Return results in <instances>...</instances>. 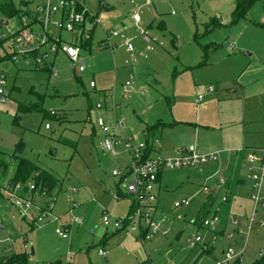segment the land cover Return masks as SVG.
<instances>
[{"label": "rangeland", "instance_id": "374dc122", "mask_svg": "<svg viewBox=\"0 0 264 264\" xmlns=\"http://www.w3.org/2000/svg\"><path fill=\"white\" fill-rule=\"evenodd\" d=\"M14 1L26 8L22 0ZM80 2L92 14L100 15L108 31L123 34L134 50L129 51L120 36H111L99 26L93 29L86 22L93 34L91 47H80L85 71L75 73L74 63L60 51L47 59L57 71L51 75L29 65V54L19 55V51H27L22 44L12 43L20 28L19 17L0 11V21L4 22L0 33L5 36L0 47V72L6 75L5 83L0 84L4 97L0 101V183L15 169L14 153L20 142V155L49 171L56 180L48 194L33 196L34 203L46 210L49 202L53 203L51 214L42 222L30 219H38L37 209H27L22 217L6 196L0 197V257L14 253L19 260L13 264H216L219 241L210 253L203 249L205 232L193 248L187 243L202 221L204 187L215 190L223 178L209 180L205 170H163L154 218L168 229L167 233L141 241L138 228L132 225L115 228L103 223L105 214L126 219L132 199L115 197L118 184L125 193L126 183L113 176L112 169L128 162V156L121 144L115 156L102 148L104 135L98 119L103 118L111 130L115 119H123L122 133L134 138V143L144 141L147 124L161 121L165 125L153 154L166 158L176 157L185 146L202 147L195 129L193 133L179 132L180 127L194 128L196 118L230 124L233 117L245 112L256 121L254 126H260L258 134L264 137V0L255 1L237 21L236 0ZM136 11L140 13L137 24L133 20ZM214 18L217 25L210 24ZM62 37L72 41L71 33L63 32ZM106 37L113 51L100 47L99 42ZM237 38L247 43V50ZM232 43L236 46L233 50L229 48ZM205 50L206 64L202 65ZM6 53L17 54V60H2ZM250 64L261 69L254 81L243 84L242 72ZM127 81L131 88L122 96L121 86ZM210 88L212 95L206 93ZM198 95L204 98L197 104ZM106 96L110 97L108 102L104 101ZM99 103L101 109L96 107ZM21 104L30 108L19 110ZM221 126L212 125L214 139L228 136V130ZM217 193L209 204V216L222 199L220 189ZM19 195L31 196L24 193V186ZM184 199L191 201L188 206H174ZM255 211L264 212L260 205H255ZM57 227L67 229L68 237H60L55 232ZM225 243V251L232 248ZM250 254L255 257L253 251ZM246 258L250 260V255Z\"/></svg>", "mask_w": 264, "mask_h": 264}, {"label": "built area", "instance_id": "2783aa9c", "mask_svg": "<svg viewBox=\"0 0 264 264\" xmlns=\"http://www.w3.org/2000/svg\"><path fill=\"white\" fill-rule=\"evenodd\" d=\"M23 5L26 7L22 15L19 17L20 28L14 34L12 43L15 45L22 44L27 51H19V55L26 57V55L37 51V54L28 60V64L31 66L36 65V68H41L44 62L50 54L56 55L58 52L65 53L68 58L74 63L75 73H81L85 71L83 60L80 58V46L75 42L65 41L61 35L62 32L75 33L77 32V26L85 22H89L92 27L99 26L106 32H109L111 36H121L116 31H108L106 29V22L102 20L99 14H92L86 9V7L80 2V0H24ZM32 6V8L30 7ZM80 5L82 9L76 10V6ZM135 23L140 21V13L136 11L133 15ZM4 24V22H3ZM38 29H34L35 27ZM89 29H85L84 37H89ZM5 39L4 34L0 33V40ZM149 40V38L147 37ZM106 41V42H105ZM101 43L102 46L109 47V37ZM16 46V47H17ZM126 46L129 51H133V45L130 41H126ZM44 48V49H43ZM11 61L17 60V54L11 55ZM49 63V62H48ZM35 67V66H34ZM52 74L56 75L57 71L53 68V64L50 65ZM6 81V75L0 72V84H4ZM92 87L95 86L93 81L90 82ZM131 88V83L127 81L121 87L122 96L127 94ZM209 93L213 92V89L208 90ZM203 95L197 97V101H200ZM4 99L3 91L0 89V101ZM109 96L104 98L105 102H108ZM116 103L113 102L112 108L114 109ZM98 109L102 108V104H97ZM114 113V112H113ZM98 125L103 132V139L101 146L106 152H110L112 155H117L116 147L120 144L123 147V152L128 156V162L117 165L112 169L113 176H119L121 182H125V195L132 199V207L129 216L122 220L105 214L102 217V221L106 226H113L115 228L124 227L125 221H128V225H132L133 228H138L139 239L145 241L157 236L160 233H167L168 229L155 220L156 215V203H157V182L158 174L165 168L182 169L187 167H197L205 165L218 158L219 151L201 152L196 146L182 147L178 150V155L173 158H166L160 154L154 155L153 150L150 154L147 152V145L145 141L140 143H134V138H126L122 129L124 128L123 119H115V128L113 130L106 124L103 118L98 119ZM49 125H46L48 128ZM264 152V150H263ZM255 159L250 157V160ZM260 163L259 171L253 172L250 176L254 181V191L251 195L255 205H260L264 210V154L258 158ZM250 170H253L249 166ZM4 180L0 183V189L4 196H6L10 203L19 210L21 216H24L26 210L29 208L37 209L38 219L31 216L30 219L35 222L43 221V217L51 214L53 203L48 204L49 210L42 208L34 203V200L25 198L23 195H19L22 189V184L16 183L10 184V179ZM30 189L35 186L33 183L29 184ZM206 190V188H205ZM75 192V189L71 190ZM124 192V191H123ZM118 198V194H115ZM227 198L224 197L223 200ZM189 199H184L181 202H176L174 206L179 208L181 206H188L190 204ZM260 203V204H259ZM180 218V217H179ZM36 221V222H37ZM144 222V223H142ZM234 224H238L236 220ZM219 224V217L212 215L205 218L202 222L204 228L216 229ZM264 226V222L262 223ZM3 228V224L0 223V229ZM147 228L148 232L145 236L142 235L144 229ZM55 232L62 238H67V229L57 227ZM202 234L197 230L193 235H189L187 243L190 247H194L197 243L201 242ZM213 241L215 234L213 235ZM264 255V247L260 252ZM100 254H105L100 251ZM236 252L233 248L223 252V257L216 261V264H236Z\"/></svg>", "mask_w": 264, "mask_h": 264}, {"label": "crops", "instance_id": "0c3cea01", "mask_svg": "<svg viewBox=\"0 0 264 264\" xmlns=\"http://www.w3.org/2000/svg\"><path fill=\"white\" fill-rule=\"evenodd\" d=\"M261 22V24H264V19ZM92 28L94 29V26ZM93 29H91L92 32ZM143 33L145 32L143 31ZM147 37L149 38V40L147 39ZM121 38L124 39L123 43L126 45V41L129 40L125 37ZM88 39H92V36L89 35ZM146 40L150 41L151 39L149 36H146ZM237 40L238 43H241L240 46L243 49H248V46H246V42L239 38H237ZM102 42L103 40L99 42L101 48H109L102 46ZM90 47L91 42L85 48L89 49ZM113 48L114 47H111L109 49L113 51ZM229 48L231 50L235 49V43H232ZM245 56H250V54H245ZM206 58L207 54L205 55L204 53L202 61L204 63L201 62L202 65L206 64ZM260 69V67H254L251 66V64L248 65L242 72V76H244V78L243 80L240 79V81L243 84L251 83L258 76V72L260 71ZM253 76L255 77L253 78ZM244 88L245 87L243 86V89ZM208 90L206 91V93H208L209 95H212L214 93H209ZM197 97L195 99V102L197 104L201 103V100L203 98L200 101H197ZM252 98L253 97L251 96L247 97V99ZM158 122L159 121H157L156 123ZM195 122L196 123L194 128L180 127L179 132L193 133V129H195V132L199 133L200 142L202 143V147H198L199 150L203 152L219 151L218 158L216 160L211 161L203 166L196 167L198 168V172H202L203 170H205L209 175L207 177V179L209 180L211 178H214L215 176H221L224 178H221L220 181H217L216 186L213 187V189L215 190H205V187L207 186L204 187L206 197L204 196L205 202L201 207V212L203 211V207H205V205H207L208 207L205 210L211 211L209 204L214 196L218 195L217 191L219 189L222 195V199H220V204L215 210L216 212L212 214L217 215L220 218L219 224L217 225L216 229L212 230L210 228H204L203 226H198L197 228V230L201 234H204L205 232L206 235L207 243H205L203 249L206 252L210 253L209 250H215L214 246H216L217 243L219 244L220 242V249L217 250L215 254L216 262L223 257V252H225L224 248L226 247L224 243L226 242L225 244L228 243L229 246H232V248L235 249L234 251L237 254L236 264H264V255L260 253L262 251V248L264 247V233L262 231V229H264V226L262 225V223L264 222V212H254L255 203L250 196V193L254 190V181L250 175L253 172L259 171L260 163L258 161V158L264 154V137H261L258 134L261 132L260 126H254V123L256 121L252 119V116H246L245 112H243L239 118L233 117L232 120H230V124H224L221 122H207L197 118ZM212 125H222L220 128H225V131L228 130V136L224 139H222L221 137L214 139L215 137L211 132ZM147 126L149 125L147 124ZM201 128H203V130H201ZM234 128H237L236 131L234 130ZM160 129L161 128L157 130V135L154 138L153 151H155V141L159 140L161 132ZM251 156L255 159L250 160ZM249 166H251L253 170H250ZM12 174L13 171L8 172L3 180L12 177ZM162 175L163 171L157 182L156 192L161 190L162 188ZM70 192H72L71 189ZM224 197H226L227 199L223 200ZM157 209L158 204L156 203V213ZM234 220H236L238 224H234ZM214 234L215 239L213 241L212 238ZM245 235H247V237L244 239ZM250 251H253L255 257L250 254ZM246 255H250V260L246 258ZM132 262L134 263V260H132Z\"/></svg>", "mask_w": 264, "mask_h": 264}, {"label": "trees", "instance_id": "16d2710c", "mask_svg": "<svg viewBox=\"0 0 264 264\" xmlns=\"http://www.w3.org/2000/svg\"><path fill=\"white\" fill-rule=\"evenodd\" d=\"M255 1L258 0H236V6H235V11H234V20L237 21L238 19L244 17L247 13V11L249 10V8L253 5V3ZM24 0L21 1V3L23 4ZM82 9V7L80 5L76 6V10L80 11ZM0 11H2L5 15L9 16V17H20L22 15L23 12H26L23 8L19 7L18 5H16L14 0H0ZM210 24H214L217 25L218 24V20L216 18H214ZM3 22L0 21V29L3 26ZM87 28L86 22L78 25L77 26V32L75 33H71L72 34V41L77 43L81 48H85L87 45L90 44L91 39L85 38L84 32L85 29ZM63 33V32H62ZM61 33V35H62ZM89 34L90 36H92L93 32L92 30H89ZM3 40H0V47L3 44ZM71 41V42H72ZM205 55L207 54V50L204 51ZM37 54V51H34L32 53H30V57H34ZM11 55L10 53H6L3 57L2 60H12L11 59ZM51 63L48 62H44L41 65V68H39L40 70L43 71H48L51 75H52V71L50 68ZM35 68L37 67L36 65H34ZM30 107H27L24 104H21L19 106V110H27ZM56 116V115H54ZM165 125L164 123H162L161 121H159L158 123L154 124V125H150L147 126L145 129V143L147 145V152L148 154H150L153 150V142H154V138L157 135V130L159 128H161V126ZM168 125V124H167ZM23 149V142H20L19 144H17L16 146V150L14 153V159H15V169L13 171V175L12 178L10 179V184L14 185L16 183H20L22 184V186H24V193H30L31 196L29 197L30 199H34V195L37 194H48L50 188L55 185V178L52 174H50L49 171L47 170H43L40 169V167L35 164L33 161L24 158L20 155V152ZM162 172H160L158 174V180L159 177L161 176ZM28 183V185L26 186V184ZM29 183H33L34 184V188L30 189L29 187ZM117 194L118 196H124V192L119 189V184L117 186ZM3 196V193L0 189V197ZM207 207V205H205V207H203V211L201 212L202 215V221L200 222V226L202 225V222L205 218L209 217L208 214L210 213V210H205ZM128 221H125L124 223V227L128 226ZM148 232V229L145 228L144 231L142 232V235L145 236L146 233ZM1 251V250H0ZM19 260V257L17 255H15L14 253L10 254V255H3L0 257V264H13L16 261ZM260 263V262H258Z\"/></svg>", "mask_w": 264, "mask_h": 264}, {"label": "water", "instance_id": "95a60500", "mask_svg": "<svg viewBox=\"0 0 264 264\" xmlns=\"http://www.w3.org/2000/svg\"><path fill=\"white\" fill-rule=\"evenodd\" d=\"M180 237H181V233L177 235V239H180ZM30 253H31V254H33V253H34V251H33V248H32V247H31V251H30Z\"/></svg>", "mask_w": 264, "mask_h": 264}]
</instances>
